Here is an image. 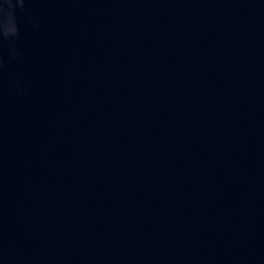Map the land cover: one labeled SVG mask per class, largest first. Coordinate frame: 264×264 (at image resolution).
<instances>
[{"label": "water", "instance_id": "water-1", "mask_svg": "<svg viewBox=\"0 0 264 264\" xmlns=\"http://www.w3.org/2000/svg\"><path fill=\"white\" fill-rule=\"evenodd\" d=\"M0 264H264V0H0Z\"/></svg>", "mask_w": 264, "mask_h": 264}]
</instances>
